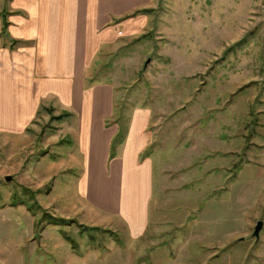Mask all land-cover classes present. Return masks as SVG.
Instances as JSON below:
<instances>
[{"label": "rangeland", "instance_id": "obj_1", "mask_svg": "<svg viewBox=\"0 0 264 264\" xmlns=\"http://www.w3.org/2000/svg\"><path fill=\"white\" fill-rule=\"evenodd\" d=\"M148 8L85 69L111 83V121L149 111L147 230L83 205L70 122L43 103L14 129L0 82V264H264V0Z\"/></svg>", "mask_w": 264, "mask_h": 264}, {"label": "crops", "instance_id": "obj_2", "mask_svg": "<svg viewBox=\"0 0 264 264\" xmlns=\"http://www.w3.org/2000/svg\"><path fill=\"white\" fill-rule=\"evenodd\" d=\"M150 3L0 0V82L13 90L8 108L23 120L13 128L27 124L43 103L58 114L56 120L63 117L67 125L70 122L67 132L73 135L80 158L83 205L94 215L114 218L132 239L141 238L149 226L151 164L140 156L150 140L149 111H132L124 140L116 156L108 160L109 143L116 132L111 121L113 87L109 81L87 77L85 69L117 30L141 29L144 15L120 18ZM83 76L93 85L85 87Z\"/></svg>", "mask_w": 264, "mask_h": 264}, {"label": "trees", "instance_id": "obj_3", "mask_svg": "<svg viewBox=\"0 0 264 264\" xmlns=\"http://www.w3.org/2000/svg\"><path fill=\"white\" fill-rule=\"evenodd\" d=\"M151 12H152L151 8H136V9H133L130 12L124 14L123 16H121L120 19L124 20V19H128V18H133V17L138 16V15L147 16ZM2 27H3V33H4V27H5L4 21H3ZM83 84L85 85V87L86 86L90 87L91 85H93V81L86 78L85 76H83ZM112 123H113V125L116 126V132L112 136L110 143H109L108 156H107L108 160L116 156V149H117V147H119L122 144L124 137H125V134H126V125L123 124V120H122L121 115L114 116V120ZM107 126L105 123V127H107Z\"/></svg>", "mask_w": 264, "mask_h": 264}, {"label": "water", "instance_id": "obj_4", "mask_svg": "<svg viewBox=\"0 0 264 264\" xmlns=\"http://www.w3.org/2000/svg\"><path fill=\"white\" fill-rule=\"evenodd\" d=\"M146 63H147V61H146ZM4 181L9 182L10 177H8V176L4 177ZM261 227H262V222L256 221V223L253 227L252 233H251V236L254 238L255 241H257V239H258L259 231L261 230Z\"/></svg>", "mask_w": 264, "mask_h": 264}]
</instances>
